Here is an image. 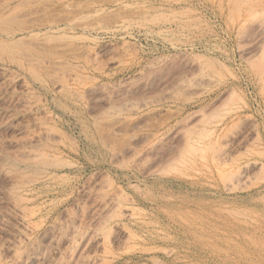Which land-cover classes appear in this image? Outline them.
I'll return each instance as SVG.
<instances>
[{
	"label": "rangeland",
	"instance_id": "374dc122",
	"mask_svg": "<svg viewBox=\"0 0 264 264\" xmlns=\"http://www.w3.org/2000/svg\"><path fill=\"white\" fill-rule=\"evenodd\" d=\"M0 264H264V0H0Z\"/></svg>",
	"mask_w": 264,
	"mask_h": 264
}]
</instances>
